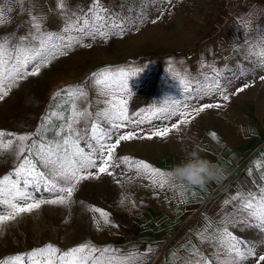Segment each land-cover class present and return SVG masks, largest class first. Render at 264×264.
<instances>
[{"label":"rangeland","instance_id":"obj_1","mask_svg":"<svg viewBox=\"0 0 264 264\" xmlns=\"http://www.w3.org/2000/svg\"><path fill=\"white\" fill-rule=\"evenodd\" d=\"M65 2L67 7L61 10L58 0H53L56 9L49 10L47 18L42 20L46 32L68 36L69 33L62 32L68 18L75 19L73 13L88 14L93 6L91 0ZM101 2L114 18L126 22L127 30L121 34L117 29L106 39L83 36L66 55H57L41 67L39 74L17 80L16 86L0 100V131L35 134L42 118L54 112L58 115L50 117L49 126L42 127L41 134L49 143L59 139L56 131L71 116L68 93L60 90L75 85H83L86 93L75 98L78 110L86 109L91 114L75 125L77 130H90L93 122L109 128L107 121H97V113L108 107L110 96L95 85L92 74L102 70L116 73L120 69L130 74L140 69L128 78L131 92L120 94L127 101L129 116L141 109L145 110L142 115L147 116L172 101L187 103L189 107L184 111L190 113L203 104L221 107L205 109L199 115L192 113L195 118L189 117L190 123L179 124V130L172 129L166 138L121 141L115 150L117 159L130 156L172 173L174 165L196 152L215 163L221 175L202 187L174 178L161 188L146 176L138 175L135 169L120 164L109 169L113 172L111 176L99 173V178L81 181L70 206L42 204L38 210L3 225L0 261L49 243L66 251L90 242L97 247L110 246L119 255L139 254L135 264H189L199 259L197 252L212 259L216 251L211 246L213 242L202 237L227 222L229 231L242 242V249L255 246L256 255L245 264H264L258 259L264 255V233L243 223L235 226L231 223L233 219L239 221L241 215L237 212L239 201L232 197L238 192L258 194L264 186V79H261L264 68L258 66L259 53L264 51L263 27L258 26L252 34L244 33L234 42L220 40L214 47L208 36L217 27L207 24L211 13L205 14L210 16L208 20L201 18V0ZM15 20L0 22V38L9 37L11 44L18 43L17 38L26 35L31 24V19L23 24L14 23ZM70 34L77 35L75 31ZM36 43L38 46L39 42ZM204 45L212 46L214 65L204 61L201 55ZM188 54H193L192 58ZM213 68L218 70L221 84L227 85L225 94L229 100L224 101L219 92L197 98L195 91L191 92V100H185L188 93L180 83L181 77H187L191 89H196L198 85L214 83ZM28 70H32L31 66ZM58 91L60 95L54 96ZM179 120V116L153 118L138 128L127 124L120 132L150 134L164 127L171 129ZM111 142H115V137ZM14 160L10 153L0 155V178L14 171ZM89 171L97 173L96 168ZM28 190L37 199L55 198L54 193L43 188L36 190L29 185ZM88 206L107 211L115 226L105 225ZM93 217L100 220L99 227ZM220 255L221 259L225 258L223 252ZM24 264H28L27 259Z\"/></svg>","mask_w":264,"mask_h":264},{"label":"snow or ice","instance_id":"obj_2","mask_svg":"<svg viewBox=\"0 0 264 264\" xmlns=\"http://www.w3.org/2000/svg\"><path fill=\"white\" fill-rule=\"evenodd\" d=\"M21 2L23 3V0ZM91 4L93 6L89 8L88 14L80 16L73 13L75 19L68 18L62 29L63 33H69L66 37L62 34L46 32L42 24L43 15L32 14L30 11L29 31L26 35L17 38L18 43L11 44L9 37L0 38V100H3L9 94L10 89L16 86L17 80L39 74L41 67L57 55H66L67 50L79 43L83 36H91L93 39L100 36L106 39L117 29L121 34L127 30L126 22L114 18L101 0H91ZM66 7L65 0H58L59 9L63 10ZM3 20V11L0 10V22ZM73 31L77 35H71ZM54 41H59V43ZM259 55L261 60L258 66L264 68V51ZM30 66L31 71L28 70ZM139 71L140 69H137L129 74L123 69L116 73L102 70L92 74L95 85L101 86L104 90L103 94L110 96L107 101L108 107L103 112L97 113V121H107L110 124L109 128H104L99 122H93L90 130H77L75 125L82 118L87 120L91 114L86 109L78 110L75 98L84 96L86 93L83 85H75L60 90L68 93L71 116L68 117L65 126L56 131L55 134L60 137L59 139L49 143L42 138L41 134V128L49 126L50 117L58 115L54 112H49L42 118L41 126L37 128L35 134L21 135L0 131V155L10 153L15 157L14 171L0 178V232L7 222L15 221L24 213L38 210L42 204L70 206L74 203L73 195L81 181L99 178V173H107L111 176L113 172L109 169L119 167L120 164L126 165L128 169H135L138 175L146 176L154 185L158 184L161 188L174 181L172 173L154 168L143 160L130 156L117 159L115 154L117 146L121 141L132 139L166 138L172 129L179 130V124L190 123L189 117L195 118L192 113L199 115L205 109L218 108L221 105L203 104L198 108H193L190 113L184 111L189 107L187 103L172 101L165 107L151 111L147 116L142 115L145 112L144 109L129 116L127 101L122 99L120 94L131 92L128 78L130 75L135 76ZM213 72L216 73L214 83L198 85L196 89H191V82L187 77H181L180 83L184 85V91L188 93L185 100H191L193 98L191 92L195 91L197 98L201 94L211 96L219 92L222 99L228 101L229 95L225 94L227 85L221 84L217 69L213 68ZM205 79L209 78L205 77ZM238 91H243V89ZM59 95V91L54 93V96ZM174 116H179L180 120L179 123L173 124L171 129L164 127L162 130H153L150 134L143 135H139L136 131L123 134L120 132L127 124H135L138 128L140 124L150 122L153 118L170 119ZM34 135L36 139L33 138ZM211 135L214 139L216 138L214 133ZM113 137H115L114 143L111 142ZM29 141L31 143H28ZM37 162L46 171L41 170ZM93 168L97 169V173L89 171ZM29 185L36 190L43 188L52 192L55 198L37 199L28 190ZM232 199L239 201L237 212L241 214L239 221L235 219L231 221L233 226L239 222L245 227H255L264 233V186L260 187L258 194L238 192ZM88 210L98 213L105 225L115 226L107 211L95 206H88ZM250 220L254 223H249ZM93 221L99 227L100 220L93 217ZM202 238L213 242L211 246L216 251L213 252L211 260L197 252L199 259L189 264H245V261L256 255L255 246L242 249V242L229 231L227 222H222L214 232ZM221 252L224 253V259H221ZM139 258V254L119 255L110 246L97 247L90 242L66 251L49 243L31 252L9 257L5 261H0V264H24L25 259L28 264H135ZM258 259L264 261V255H260Z\"/></svg>","mask_w":264,"mask_h":264},{"label":"crops","instance_id":"obj_3","mask_svg":"<svg viewBox=\"0 0 264 264\" xmlns=\"http://www.w3.org/2000/svg\"><path fill=\"white\" fill-rule=\"evenodd\" d=\"M52 2L53 0H23V3L21 0H0V10L3 11L6 23L16 19L14 23L23 24L24 20H30V11L32 14H42L43 19H46L49 10L56 9ZM207 12L212 16L206 17ZM202 17H206L205 21L210 17L207 24L217 27V30L208 36L210 45L216 47L220 40L234 42L237 38L243 37L244 33L245 35L254 33L258 26L264 29V0H201ZM210 48L212 46H202L201 55L207 64L214 65L211 58L214 51Z\"/></svg>","mask_w":264,"mask_h":264},{"label":"clouds","instance_id":"obj_4","mask_svg":"<svg viewBox=\"0 0 264 264\" xmlns=\"http://www.w3.org/2000/svg\"><path fill=\"white\" fill-rule=\"evenodd\" d=\"M220 175L221 169L215 163L201 158L196 152L189 153L186 160L172 168L174 178L194 186L202 187Z\"/></svg>","mask_w":264,"mask_h":264},{"label":"built area","instance_id":"obj_5","mask_svg":"<svg viewBox=\"0 0 264 264\" xmlns=\"http://www.w3.org/2000/svg\"><path fill=\"white\" fill-rule=\"evenodd\" d=\"M193 54H188V58H192Z\"/></svg>","mask_w":264,"mask_h":264}]
</instances>
